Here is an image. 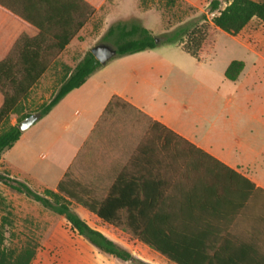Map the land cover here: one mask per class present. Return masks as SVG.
Wrapping results in <instances>:
<instances>
[{"label":"crops","instance_id":"obj_1","mask_svg":"<svg viewBox=\"0 0 264 264\" xmlns=\"http://www.w3.org/2000/svg\"><path fill=\"white\" fill-rule=\"evenodd\" d=\"M183 1L193 6L198 0ZM200 1L210 3L212 0ZM230 1L224 3V7ZM121 2L123 0L116 3L119 12ZM111 5V0H0V60L19 57L23 43H31L30 50L40 57L52 59L22 102L24 105L30 102L35 90L38 95L41 90L52 88L56 75H68L74 69L79 61L66 71V59L79 56L84 50L80 45L74 49L75 43H81L89 34L96 35L99 12ZM84 14L87 18L83 26L60 50L59 45L74 32ZM114 22L106 19L102 34ZM250 37L259 36L251 34ZM236 44L239 46L238 42ZM257 46L251 45L249 49L239 46L242 54L237 61L244 66L234 82L224 76L233 60H227L220 69L213 71L202 68L204 60L189 57L195 68L186 67L185 62L189 59H185V55L161 47L116 58L95 71L80 88L64 96L46 116L22 132L19 140L2 152L0 174L30 188L36 185L55 190L97 131L109 101L117 97L244 177L259 190L244 208L233 214L232 220L220 223L217 246L222 251L223 264H264V216L251 209L255 206L256 196H264V112L258 109L264 102L251 104L253 90L257 87L264 90V52L256 49ZM213 77L216 82L212 81ZM219 89L222 92L232 89L229 97L221 99L220 112L213 111L216 109L210 102V97ZM16 121V115H11L8 125L14 126ZM55 153L61 157L49 161ZM17 207L0 193V214L3 211L16 213ZM25 210L22 217L25 222L31 221L33 215ZM2 218L1 214L0 224ZM61 230L58 228L55 232L61 233ZM72 237L66 241L65 237L56 238L58 240L53 243L56 253L47 257L42 254L40 264H133L113 261L76 234Z\"/></svg>","mask_w":264,"mask_h":264},{"label":"trees","instance_id":"obj_2","mask_svg":"<svg viewBox=\"0 0 264 264\" xmlns=\"http://www.w3.org/2000/svg\"><path fill=\"white\" fill-rule=\"evenodd\" d=\"M164 2L168 7L177 2L187 4L183 0ZM86 18L82 15L74 32L59 45L60 50ZM252 20L264 24V0H231L223 8L220 1L212 0L206 12L197 13L159 37L138 21L120 19L108 27L102 40L113 45L116 58L160 45H176L190 58L203 61L213 53L219 32L235 37ZM31 46L23 43L19 57L0 60V160L2 152L11 148L22 134L18 124L33 113L23 114L14 126L8 125L9 117L21 111L22 102L52 60L40 57L30 50ZM102 66L88 51L64 77L50 100L34 113H39L40 118L46 116L64 96L80 88ZM243 66L241 61H231L224 72L225 78L236 81ZM122 104L130 107L113 97L102 118ZM148 121L134 153L108 186L93 187L77 182L69 170L55 190L44 189L43 194L3 174L0 184L63 218L71 231L98 253L119 261L142 264L129 251L90 227L73 205L85 209L99 223L126 231L171 264H223L217 229L220 223L232 220L233 214L244 208L259 190L165 126ZM3 234L1 225L0 264H30L34 256L28 251L14 254L5 249Z\"/></svg>","mask_w":264,"mask_h":264},{"label":"rangeland","instance_id":"obj_3","mask_svg":"<svg viewBox=\"0 0 264 264\" xmlns=\"http://www.w3.org/2000/svg\"><path fill=\"white\" fill-rule=\"evenodd\" d=\"M118 1L121 0H111L112 7L109 8V6H107L99 12L97 31H94L96 33L95 36L89 34L85 36L84 41L81 43H75L74 49H77L80 45L84 47V50L78 54L79 56L66 59V71L72 69V67L82 59L85 52L90 51L92 47L98 44H106L114 48L110 42L102 40L105 34H102L105 25H103V22L106 19H113V21L119 19L138 21L149 29L155 37H159L161 34L172 30L185 20L196 16L197 13L206 12L209 4L205 1L202 2L198 0L195 5L192 6L194 8L192 9L188 6L190 4H183L181 2H177L173 7H168L165 6L164 0H130V2L129 0H123L121 6H119L121 7V12H119L117 10L118 5L116 4ZM228 1L230 0H222L221 7H224V3ZM251 34H258L259 37L251 38ZM260 39H264V26L261 27V23L258 21H253L242 33L235 37L219 32L215 38L213 53L203 61L202 68L205 70L217 71L227 60H238L241 58L242 54L239 46L242 45L249 49L251 45L258 44L256 49H259L260 52H264V41H260ZM237 42L239 46L236 44ZM175 46L176 45H160L159 47L169 51H178L181 55H185V59H189V62H185V66L195 68V64L189 56L183 54L184 52ZM115 59L116 57L112 58L107 63ZM61 60H63V58L59 61ZM189 72L192 73L193 71L190 70ZM65 76V74L56 75L52 88L41 90L38 95L35 90V94L30 99V102L25 105L22 104V109L16 114V119L18 120L25 113L35 114L34 112L37 111L42 104H46L50 100L59 82ZM214 78L215 77L212 78V81L216 82ZM258 88L259 87L253 90L252 94H254V98L251 104H254V102L262 104V102H264V90L261 88L257 90ZM220 90L221 89L218 90L219 92L215 93L216 95L210 97V102H212L211 107L216 109L213 111L220 112L221 99L229 97L232 89L229 90L230 93L228 90L225 92ZM217 106H219V108ZM258 109L264 112V105H259ZM148 125V118L136 110L124 106V104L116 106L111 115L101 119L97 126V131H95L89 143H87L86 147L69 168V172L73 179L93 187L108 186L114 176L125 166L130 156L134 153ZM59 157H61V155L55 153L49 157V161L57 160ZM0 188V193L10 198L13 203L18 206L17 211L15 210L16 213L9 211H3L1 213L3 220L0 226L2 225V230L4 231L5 249L11 250L14 254H19L23 250H26L30 255L34 256L30 264H40L42 254H46L47 257V255L56 253V250L53 248V243L58 240L56 238L65 237L64 240L66 241L67 238L72 237L73 232L63 218L50 213L39 204L21 194L9 190L4 185H0ZM31 189L39 194H43L44 190L43 187L36 185H31ZM72 208L90 227L100 231L108 239L129 251L137 261L143 264H171L154 251L134 240L126 231L99 223L93 215L82 207L73 205ZM25 209L29 210V213L33 215L31 221L28 220V222H25L22 217L24 215L23 212L26 211ZM251 209L255 212H260V214L264 216V196H256L255 206ZM6 225L8 226L6 227ZM47 228L49 229L48 232ZM58 228L62 229L61 233L55 232ZM74 237L75 236L72 238ZM74 240H76V238ZM79 241L81 240L79 239ZM112 260L117 261L114 258Z\"/></svg>","mask_w":264,"mask_h":264},{"label":"water","instance_id":"obj_4","mask_svg":"<svg viewBox=\"0 0 264 264\" xmlns=\"http://www.w3.org/2000/svg\"><path fill=\"white\" fill-rule=\"evenodd\" d=\"M157 42V40H155ZM90 53L93 57L101 64L105 65L109 60L116 57V51L114 48L106 45V44H98L90 49ZM40 119V114L35 113L18 124V129L20 132L27 130L30 126H32L36 121Z\"/></svg>","mask_w":264,"mask_h":264}]
</instances>
